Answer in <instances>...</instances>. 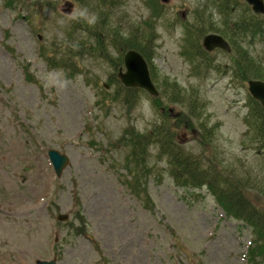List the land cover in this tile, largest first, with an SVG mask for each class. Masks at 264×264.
<instances>
[{"label":"rangeland","instance_id":"374dc122","mask_svg":"<svg viewBox=\"0 0 264 264\" xmlns=\"http://www.w3.org/2000/svg\"><path fill=\"white\" fill-rule=\"evenodd\" d=\"M11 1L0 0V264L55 258L56 264H249L251 228L226 216L205 186L176 185L166 163L153 159L149 210L121 183L122 174L128 176L124 136L133 129L150 132L165 120L202 167L212 164L224 177L247 178L257 187L249 190L260 193L264 203V137L254 134L247 89L223 71L236 53H222L206 75H198L193 57L183 55L185 26L196 21L203 0L156 1L161 15L155 20L151 77L167 116L144 91L128 107L110 100L114 70L102 59L84 54L80 72L69 76L43 56L66 39H88L90 33L76 30V24L92 28L100 8L105 34L145 26L154 20L151 0H112L107 9L73 0ZM212 10L217 26L212 30L225 29L226 21ZM231 38L232 49L245 48L264 75V42L250 34L237 43ZM166 83L177 84L178 96L195 100L196 115L166 97ZM202 126L210 138L194 139L190 131L199 133ZM51 148L70 159L59 178L48 159ZM150 150L154 155L158 149ZM76 188L88 222L80 234L68 226L78 225ZM65 213L68 220L58 221Z\"/></svg>","mask_w":264,"mask_h":264},{"label":"trees","instance_id":"16d2710c","mask_svg":"<svg viewBox=\"0 0 264 264\" xmlns=\"http://www.w3.org/2000/svg\"><path fill=\"white\" fill-rule=\"evenodd\" d=\"M73 1L78 2L79 6L92 5L94 9L98 4V8L104 7L107 9L110 6L109 2L112 0H96L98 2H94L93 0ZM151 1L156 5L154 7L155 11L152 12L154 20L145 21V26L130 29L127 34H123L119 30L111 31V29L110 33L105 34L104 31L107 24H100L101 16L104 13L100 8L98 10L99 20L92 28L89 27L87 22L82 23L83 27H80L81 22L76 24L78 28L76 30L81 31L83 29L88 35L90 33L88 39H83V37L77 38V40H74V38L66 39L58 48L55 46L52 51L46 52L43 55L45 61H48L47 63L50 67L60 68L69 76L80 72L82 58L86 53L102 59L104 62L106 61L110 68L114 70L110 73L108 80L109 84L115 85L114 94L110 100L116 103L120 102L126 107L132 105L141 90L133 87H124L116 76L117 69L123 66V56L130 49L141 54L151 68L150 62L154 57L155 41L158 37L157 33H155V20L161 15L157 0ZM239 6L243 8V12L236 15L235 10ZM246 6L242 0H203V4L196 7L198 11L196 21L185 26L187 35L184 39L186 45L183 55H187L188 58L194 57L193 53L197 44L195 40L196 36L199 33H205V29L217 28L216 21L212 16L214 14L212 8L219 19L226 21L225 29L229 30L231 39H241L250 34L253 38L255 36L260 37V40L264 42V18L255 14L251 15L246 10ZM225 29L222 30L225 31ZM71 34L72 32L67 37H71ZM236 62L238 64L235 68L236 71L244 73L243 81L251 78L264 80L260 64L254 61L248 54H239ZM165 87V92L167 91L166 97L171 95V102H183L187 107H190V113L197 114L198 106L195 104V100L191 96H178L177 93L181 91L178 89L176 83H166ZM159 96L152 97L151 103L153 107L163 108L165 113L167 106L164 108V104L159 100ZM257 116L259 117L258 122L261 120V123L256 129V139L261 140L259 138L264 137V115L259 113ZM162 117L165 118L164 116ZM170 130L171 125L169 121L165 123L164 120L161 125H154L153 130L150 132H141L138 129H133L130 136H124L127 143V151L123 157V162L128 176L122 174L121 183L128 188L132 196L139 199L144 208L153 210V199L148 193L147 181L153 175L152 160L164 161L168 168L167 172L176 185L187 186L191 189L205 186L209 193L213 195L215 201L221 206L226 216L241 220L247 227L251 228L253 239L247 248V261L249 264H264V204L263 206H256L245 198L243 192V189L257 187H253L251 183H247V178L239 180V178L230 177L229 174L224 177L212 164L202 167L199 159L186 152L175 137H173ZM129 131V129H126L124 133H128ZM155 147L158 150L153 155L150 149H154ZM73 199L75 206H77L74 220L77 221L78 225L76 226L69 221L68 226L72 228L75 234H80L86 229L88 222H86V218L81 211V199H79L77 188L73 192ZM103 261H107L106 257H103Z\"/></svg>","mask_w":264,"mask_h":264},{"label":"water","instance_id":"95a60500","mask_svg":"<svg viewBox=\"0 0 264 264\" xmlns=\"http://www.w3.org/2000/svg\"><path fill=\"white\" fill-rule=\"evenodd\" d=\"M250 6H252L253 11L256 13L262 14L264 16V3L263 0H245ZM206 48L212 49L215 47L224 48L229 50L228 43L221 36L209 34L205 37L204 42ZM124 67L126 72H120L119 78L120 81L126 86H135L138 88H143L146 92L151 95H158L152 80H150L148 68L146 67V62L144 58L134 50H129L124 56ZM248 87L251 96L259 100L264 107V82L261 80H250L248 82ZM49 161L53 165L54 173L57 177L63 172V169L68 166L69 157L66 153H61L60 151L51 148L47 151ZM246 197L249 200H253L256 204H262V199L257 193L245 192ZM68 218V215H59L58 220L65 221ZM37 264H56V259L47 261V260H38Z\"/></svg>","mask_w":264,"mask_h":264},{"label":"flooded vegetation","instance_id":"af4514ba","mask_svg":"<svg viewBox=\"0 0 264 264\" xmlns=\"http://www.w3.org/2000/svg\"><path fill=\"white\" fill-rule=\"evenodd\" d=\"M242 2H244V0H242ZM264 2V0H263ZM247 6H246V10L249 11V12H252L253 13V10L251 8V6H249L246 2H244ZM249 7V8H248ZM254 14V13H253ZM225 33L228 35V37L230 38L229 36V33L227 32H224L223 30L222 31H213V30H209V32H202V33H199L197 36H196V49L194 50V57H193V60H194V64L196 66V70H198L197 74L199 75H206L210 72V70L212 69H215L216 68V62L218 61V57L223 53L227 56H231L233 54V52H235L236 54L231 57L233 60L230 64V66H228V68L224 69L223 71H225L226 75H228L230 77V79H234L237 80V82H240L243 84V87L245 89H247V99H248V107H250V116L252 117V120L251 122L253 123V126L255 127V136L257 134L256 132V129H257V126H259V124L261 123L259 120L258 122V114L261 113V115H264V107L262 106L261 102L260 101H257V100H253V98L251 97L250 95V92H249V87H248V82L252 79H246V80H242L243 78V75L244 73L241 72V71H236V66H238L237 64V58H238V55L239 54H248L250 57H251V53L247 52V50L245 48H238V49H235V47L232 49V46L230 44V42H228V37L227 35H225ZM209 34H212V35H217V36H221L225 42L228 43V46H229V50H226L224 48H219V47H215V48H212V49H207L205 44L203 43L204 42V39L205 37L209 36ZM228 40V41H227ZM233 43H237L238 41L237 40H234L232 39ZM243 41V40H241ZM233 70V72H232ZM258 79V78H257ZM255 79V80H257ZM254 80V79H253ZM261 80V79H260ZM264 81V80H263ZM185 128L187 129V125H185ZM203 131H199V133L197 131H194V130H191V136L194 138V139H199L201 138H207L209 139L210 138V135H209V132L208 130L206 129L205 126H203ZM187 131L183 132L182 134V137H184V140H186L187 138H189V136H187L188 134L186 133ZM263 138V137H262ZM193 139V140H194ZM261 139V138H259ZM258 140V139H257ZM257 142H261V141H257ZM207 144L205 143V146ZM262 145L264 147V143L262 142ZM211 154V153H210ZM209 154V155H210ZM217 168V167H216ZM219 170V169H218ZM221 171V170H220Z\"/></svg>","mask_w":264,"mask_h":264}]
</instances>
